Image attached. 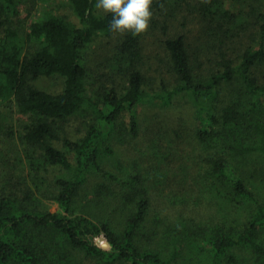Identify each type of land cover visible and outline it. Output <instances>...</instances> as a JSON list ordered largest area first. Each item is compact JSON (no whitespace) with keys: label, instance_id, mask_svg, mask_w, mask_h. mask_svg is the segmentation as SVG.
I'll use <instances>...</instances> for the list:
<instances>
[{"label":"trees","instance_id":"16d2710c","mask_svg":"<svg viewBox=\"0 0 264 264\" xmlns=\"http://www.w3.org/2000/svg\"><path fill=\"white\" fill-rule=\"evenodd\" d=\"M68 2L76 21L0 0V103L25 117H0V264H264V0H153L156 69L147 34L113 36L96 0ZM53 78L60 91L37 85ZM177 97L194 110L201 194L171 220L154 208L159 166L106 165L142 106ZM73 121L85 134L61 135Z\"/></svg>","mask_w":264,"mask_h":264},{"label":"rangeland","instance_id":"374dc122","mask_svg":"<svg viewBox=\"0 0 264 264\" xmlns=\"http://www.w3.org/2000/svg\"><path fill=\"white\" fill-rule=\"evenodd\" d=\"M38 1L39 10L36 13H39V15H42V11L47 7L56 13L67 14L70 19L76 21L69 7L68 0ZM155 32L148 30L146 33V53L154 58L150 62V66L153 69H156L159 65L153 51L161 52V48L155 43V40H157ZM107 43L108 39L100 38L94 44V53H92L94 61L100 60L99 56L106 54L107 48L105 46ZM163 77L170 80V75L167 73ZM155 84L158 86L157 83ZM37 85L54 92L60 91L63 84L61 79L53 78L42 80ZM139 111L140 130L138 136L132 137L126 129L122 140L115 146L113 145L115 153L110 158V163L106 165V168L120 173L121 168L128 169L129 166L136 163L137 166H141L142 170H151L153 172L151 167L159 166L160 174L156 171L154 175L157 174L158 178L160 177L159 180L162 185H158V190L153 191L154 208L158 211H163L165 216H168L171 220L182 214L188 215L190 212L185 209L187 206H184L183 203L186 200L185 198L189 199L190 196H193L194 200L196 196L201 194V190H196L193 185L195 182L193 180L195 178L193 165L196 160V157L191 153L195 144L193 140L194 125L196 124L194 110L184 98L177 97L173 106L169 108L149 104L142 106ZM0 117L3 118L4 126L15 130L21 128L25 120V117L12 114L5 103H0ZM123 124L124 128L129 127L128 114H125ZM86 130V123L73 121L65 127L61 135L76 137L79 134H85ZM6 136L7 133L5 131L0 132V153L4 152L3 149L7 146L3 143ZM10 141L12 142V140ZM9 145H11L10 142ZM162 166L164 167L162 168ZM58 174L59 171L53 169L47 182H51ZM163 178L166 179L164 180ZM202 212L205 215H213L215 213L214 210L210 209H202Z\"/></svg>","mask_w":264,"mask_h":264},{"label":"clouds","instance_id":"9594fccd","mask_svg":"<svg viewBox=\"0 0 264 264\" xmlns=\"http://www.w3.org/2000/svg\"><path fill=\"white\" fill-rule=\"evenodd\" d=\"M152 5L153 0H96L94 8L111 16L109 31L113 36L130 34L136 38L146 34L150 28Z\"/></svg>","mask_w":264,"mask_h":264}]
</instances>
